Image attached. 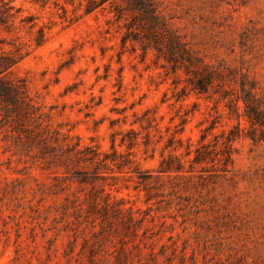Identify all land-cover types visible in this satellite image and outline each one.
Returning <instances> with one entry per match:
<instances>
[{"label":"rangeland","instance_id":"1","mask_svg":"<svg viewBox=\"0 0 264 264\" xmlns=\"http://www.w3.org/2000/svg\"><path fill=\"white\" fill-rule=\"evenodd\" d=\"M154 1L216 74L208 92L123 43V0H15L47 35L1 34L24 48L0 77L22 79L40 116L0 108V264H264V0Z\"/></svg>","mask_w":264,"mask_h":264},{"label":"trees","instance_id":"2","mask_svg":"<svg viewBox=\"0 0 264 264\" xmlns=\"http://www.w3.org/2000/svg\"><path fill=\"white\" fill-rule=\"evenodd\" d=\"M105 0H88L86 10L90 11L95 6ZM127 4V8L135 13L131 20L125 23L126 31L123 34L122 41L126 43L128 40L139 42L144 55L149 50H155L158 58L165 59L171 64L174 71L184 67L187 73H193L190 77L192 89L198 94L208 92L209 87L213 83L215 73L210 71L205 66H198L195 62V56L191 49L188 48L186 42L181 38V35L173 28L172 24L158 12L156 2L154 0H123ZM15 0H0V75L16 64L23 56V48L21 44L8 41L1 34H11L18 29H26L28 32L34 33L35 44H41L46 39V26L39 24L38 17L33 14H24L21 6H17ZM115 3V1H113ZM122 17V13L117 11ZM195 66V69L192 67ZM246 114L250 122L261 124L262 117L260 112L246 101ZM0 108L5 113V118L12 117L15 122H36L39 106L33 102V99L27 92V87L22 79H14L8 76L0 77ZM27 129H24L26 131ZM33 132V130H31ZM37 133V134H36ZM32 133L31 138L38 140V144H43V154L48 152L51 146L48 144L47 138L36 139L40 136L38 132ZM202 138H205L204 135ZM234 137L229 136L228 140H233ZM125 140L122 139V143ZM69 154L74 153L81 160L91 163L104 162L109 158L105 153L103 159L100 158L102 152L93 146L80 147L79 143H67ZM114 149V145L112 146ZM79 154H83L82 156ZM163 165V164H162ZM165 171V170H162ZM76 178L81 183L94 184L99 176L97 171H75ZM104 191L105 187L100 186ZM118 262H121V257H118Z\"/></svg>","mask_w":264,"mask_h":264}]
</instances>
